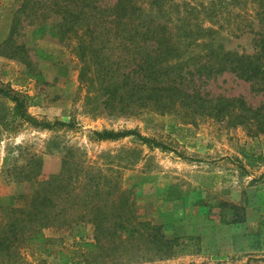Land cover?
<instances>
[{
    "label": "rangeland",
    "instance_id": "1",
    "mask_svg": "<svg viewBox=\"0 0 264 264\" xmlns=\"http://www.w3.org/2000/svg\"><path fill=\"white\" fill-rule=\"evenodd\" d=\"M20 3L0 0V86L19 94L40 93V103L26 107L30 115L50 123L60 119L74 125L49 129L23 120L15 102L0 92L1 207L28 205L37 180L58 173L63 155L101 174L99 181L104 186L124 188L122 195L133 201L129 220L160 223L168 237L187 233L191 223L212 219L213 208L220 207L222 200L227 201L221 210L226 211L228 219L221 220L224 223L234 222L231 218L236 213L242 216L247 207L253 210L264 206V195L259 192L264 187V161L248 164L241 153L245 149L264 155V126L250 133L245 125L213 114L192 119L173 111L147 109L110 114L103 109L99 96L85 99V90L77 80L80 62L74 49L76 41L74 36L57 32L59 18L42 22L26 19L9 46H2ZM225 13L213 25L222 46L251 54L252 32L259 29L252 9L247 7L242 16L235 18ZM204 24L210 25L208 21ZM201 85L208 95L241 96L251 106H258L264 97V91L251 90L249 83L229 72ZM106 128H135L172 149L149 145L132 135L105 141L93 137L92 129ZM0 220H8L1 209ZM93 226L85 220L56 230L44 228L51 239L44 243V249L39 250L37 244L23 237L10 253L0 251V264H177L182 260V264H221L220 260L204 259L206 253L201 246L199 252L192 247L183 252L177 246L175 254L140 261H131L125 252L112 254L104 249L99 253L96 249L87 253L80 242L94 240ZM191 255L197 261L190 259ZM255 255L246 259L244 253H239L222 263L264 264V251ZM141 256L139 252L132 257Z\"/></svg>",
    "mask_w": 264,
    "mask_h": 264
},
{
    "label": "trees",
    "instance_id": "2",
    "mask_svg": "<svg viewBox=\"0 0 264 264\" xmlns=\"http://www.w3.org/2000/svg\"><path fill=\"white\" fill-rule=\"evenodd\" d=\"M247 7L259 25L252 32V53L225 49L213 25L225 12L240 17ZM237 8L240 11L235 12ZM30 18L37 22L59 18L57 32L74 36L76 41L74 49L80 62L77 80L85 90V99L99 96L103 109L110 114H134L145 109L173 111L185 119L213 114L245 125L250 133L264 126V97L258 106H251L241 96L208 95L201 87L205 80L229 72L249 83L251 90L264 91V0H210L206 4L190 0H21L2 46H9L21 23ZM0 92L15 102L23 120L49 129L74 125L60 119L50 123L30 115L26 107L40 103L38 92L19 94L1 86ZM91 133L99 141L132 135L149 145L172 149L135 128L92 129ZM241 153L248 164L264 161L260 153L245 149ZM100 177L79 160L63 155L58 173L37 180L28 205H0L8 215L7 222L0 220V251L10 253L23 237L42 250L51 240L44 228L56 230L87 220L94 224V240L80 242L87 253L96 249L125 252L131 261H140L175 254L177 246L183 252L190 247L199 252L196 234L168 237L160 223L130 221L133 201L122 195L125 189L104 186ZM121 196V201L116 200ZM226 202L220 201L221 210ZM242 218L236 213L231 221ZM221 220L228 221L226 211ZM139 252L141 257H132Z\"/></svg>",
    "mask_w": 264,
    "mask_h": 264
},
{
    "label": "crops",
    "instance_id": "3",
    "mask_svg": "<svg viewBox=\"0 0 264 264\" xmlns=\"http://www.w3.org/2000/svg\"><path fill=\"white\" fill-rule=\"evenodd\" d=\"M264 195V187L260 189ZM245 208L241 221L224 223L221 221V208H213L210 216L200 223H191L186 232L196 234L200 238V246L206 253L204 259L220 260L232 258L233 255L244 253L246 259L264 251V206L253 210ZM197 259L195 256L190 259ZM183 260L177 264H182Z\"/></svg>",
    "mask_w": 264,
    "mask_h": 264
}]
</instances>
